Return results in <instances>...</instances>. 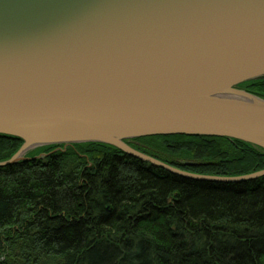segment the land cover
Instances as JSON below:
<instances>
[{
	"label": "water",
	"instance_id": "1",
	"mask_svg": "<svg viewBox=\"0 0 264 264\" xmlns=\"http://www.w3.org/2000/svg\"><path fill=\"white\" fill-rule=\"evenodd\" d=\"M264 0H0V135L7 167L44 147H129L156 136L226 138L264 151ZM193 167L194 163L182 162Z\"/></svg>",
	"mask_w": 264,
	"mask_h": 264
},
{
	"label": "trees",
	"instance_id": "2",
	"mask_svg": "<svg viewBox=\"0 0 264 264\" xmlns=\"http://www.w3.org/2000/svg\"><path fill=\"white\" fill-rule=\"evenodd\" d=\"M239 88L264 98V80ZM125 143L191 175L264 171V151L226 138ZM22 144L0 135V163ZM27 158L0 168V264H264V177L191 180L100 144L44 147Z\"/></svg>",
	"mask_w": 264,
	"mask_h": 264
}]
</instances>
